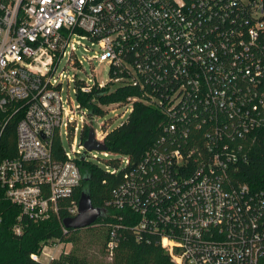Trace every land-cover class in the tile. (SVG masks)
<instances>
[{"label":"built area","instance_id":"2783aa9c","mask_svg":"<svg viewBox=\"0 0 264 264\" xmlns=\"http://www.w3.org/2000/svg\"><path fill=\"white\" fill-rule=\"evenodd\" d=\"M80 51L91 66L109 61L130 73L135 85L164 86L158 102L172 112L164 130L183 136L163 148L162 135L114 189V205L138 213L137 230L159 234L175 264H263L264 192L235 182L241 156L228 141L264 128L263 0H0V137L21 115L16 155H0V226L10 208L17 234L57 214L81 181L83 125L104 142L115 123L97 132L98 114L63 97L65 82H81L83 92L106 85L78 76L87 70ZM192 108L205 153L187 143ZM68 209L77 214L78 203Z\"/></svg>","mask_w":264,"mask_h":264},{"label":"trees","instance_id":"16d2710c","mask_svg":"<svg viewBox=\"0 0 264 264\" xmlns=\"http://www.w3.org/2000/svg\"><path fill=\"white\" fill-rule=\"evenodd\" d=\"M243 21L245 22V17ZM227 23L232 25L231 19ZM109 75L110 81L107 85L101 87L94 84L90 92L81 90V82H77L75 87L79 103L94 114L105 115L107 113L105 106L108 105H132L127 118L112 126L104 136L107 152L111 155L98 156L99 160L90 157L79 158L81 181L73 195L61 201L58 213L50 219L28 222L22 234H17L12 229L15 221L13 211H16L10 208L0 226V264H105L90 256L86 246L87 239L81 237L83 230L91 229L97 224L102 229L98 239L103 241L111 260L107 264H175L161 244L159 234H147L137 230L138 213L114 205L113 192L138 169L146 151L158 145L162 135L166 138L163 141V148L182 145L183 136L164 130L165 124L172 118L170 115L172 112L167 109V105L158 102V99L165 96L164 86L135 85L129 81L130 73L114 66L109 69ZM116 78L121 79V85L111 89L110 84ZM181 112L180 108L176 109V113ZM188 112L193 122L189 125L187 143L190 146L194 144L198 152L205 153L204 145L207 140L205 129L200 126L198 128L196 124V121H202V118H196L194 108ZM197 112L201 114L204 109H198ZM20 117L21 115L16 113L4 127L0 137L2 156L16 155L17 123ZM90 127L87 123L83 125L82 139L87 138ZM228 141L241 156L236 168L231 169L235 182L246 183L252 190L264 192V128L256 135L229 136ZM60 149L61 141L58 138L53 142V150L59 154ZM118 156L127 157L128 162L122 164ZM116 167L117 172L108 169ZM83 190L90 192L93 204L105 209L106 214L86 228L64 229L63 219L71 215L68 206L79 202ZM111 242L115 243L112 251L109 246ZM54 243H72L73 247L71 251H64L47 262L34 257L41 253L45 245ZM262 261L264 264V257Z\"/></svg>","mask_w":264,"mask_h":264},{"label":"rangeland","instance_id":"374dc122","mask_svg":"<svg viewBox=\"0 0 264 264\" xmlns=\"http://www.w3.org/2000/svg\"><path fill=\"white\" fill-rule=\"evenodd\" d=\"M81 51L78 53L79 57L82 58L84 67L87 69L86 71H80L78 73V76L81 78H91L92 80H97L98 82L107 83L110 81V75H109V61L104 62H98L94 61V66H91L90 62L82 57ZM67 58L63 57L61 59V65L56 68V72H58L61 68V66L66 62ZM94 67V71L92 70ZM66 73V72H65ZM121 85L119 82H113L110 84L111 89H116ZM69 90V92H68ZM69 95L70 100L76 102V89L74 87V83H70L69 89L67 88V82L64 83V91H63V97L64 99H67V96ZM67 105L69 106V101L67 102ZM107 109V113L105 115H98L95 117L93 126L95 127L97 132H102L103 127L102 124L111 118L115 120L114 125L119 124L123 119H126V116L128 114V110L117 108L115 105H108L105 106ZM125 111V115L122 116L123 112ZM93 154L97 156H101L99 151L93 150ZM102 229L100 228L99 224L94 225V227H91V229H85L81 232V237L86 240V246L88 248V251L90 253V256L96 259L97 261L101 263H109L110 257L107 254V251L104 248L103 241L101 242L98 239V235L100 234V231ZM73 247L72 243H54L51 245L45 246L41 253L39 254V258L43 261H48L53 256H59L62 252H69L71 251Z\"/></svg>","mask_w":264,"mask_h":264},{"label":"water","instance_id":"95a60500","mask_svg":"<svg viewBox=\"0 0 264 264\" xmlns=\"http://www.w3.org/2000/svg\"><path fill=\"white\" fill-rule=\"evenodd\" d=\"M93 113H91L92 115ZM85 151L83 152L81 158L84 159L88 152L93 150L102 152L107 151V145L99 141L96 138L95 131L93 127H90L89 134L83 143ZM106 214V210L95 206L92 201L91 194L88 190H83L81 197L78 202V212L75 215L67 216L63 219V225L67 229H81L93 225L99 220L103 215Z\"/></svg>","mask_w":264,"mask_h":264}]
</instances>
